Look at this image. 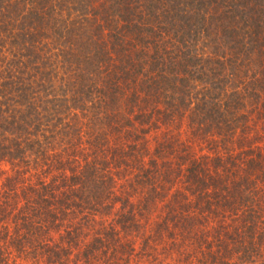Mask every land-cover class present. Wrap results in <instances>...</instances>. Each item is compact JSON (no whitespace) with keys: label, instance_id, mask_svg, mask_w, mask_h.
<instances>
[{"label":"trees","instance_id":"16d2710c","mask_svg":"<svg viewBox=\"0 0 264 264\" xmlns=\"http://www.w3.org/2000/svg\"><path fill=\"white\" fill-rule=\"evenodd\" d=\"M264 264V0H0V264Z\"/></svg>","mask_w":264,"mask_h":264},{"label":"rangeland","instance_id":"374dc122","mask_svg":"<svg viewBox=\"0 0 264 264\" xmlns=\"http://www.w3.org/2000/svg\"><path fill=\"white\" fill-rule=\"evenodd\" d=\"M146 264H148V263H146Z\"/></svg>","mask_w":264,"mask_h":264}]
</instances>
